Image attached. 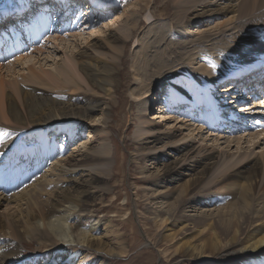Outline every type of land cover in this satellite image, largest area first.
<instances>
[{"label":"bare ground","instance_id":"obj_1","mask_svg":"<svg viewBox=\"0 0 264 264\" xmlns=\"http://www.w3.org/2000/svg\"><path fill=\"white\" fill-rule=\"evenodd\" d=\"M31 1L32 0H23V3L26 2L25 7L27 6V9L29 8V13L34 15L40 14V8H36ZM92 1L94 4L91 3ZM92 1H87V3L88 6L95 7V9L92 7L94 9V15L87 12L83 13L79 9L74 11V15H70L71 11L67 13L59 12V14H57L56 11L54 13H49L50 18H53V22L50 20L49 25H51V22L55 24L57 19H61L62 21L66 19V23L63 25L64 29L62 26L57 32L56 37L52 38V42L45 39L41 45L34 47L27 52V54H21L8 61V63L0 64V120L2 118L8 121L9 118H11L13 124L17 122V124L21 126L30 122V124H35V126L46 125L53 128L51 130L54 131V134L59 135L60 133H66L69 136L67 143L65 144H61L62 142L57 143L53 136L50 138V142L46 140L49 142L48 144L51 145L49 147V153L53 154V162L49 166L51 169L47 168L43 174H40L43 165H45L43 162H46V166L48 167L50 157L45 159V161H42L41 164L40 161L39 163L36 162L30 164L29 162L32 160L34 161L37 158H27L31 156V151H36L35 153L39 152V150L42 149L41 146H43L41 144L29 146V150L27 149L29 154L27 153L26 157H22L20 154L13 156L12 158H9L11 157L9 155L4 156V160L7 161L8 159L7 166L5 167L14 172L19 171L17 177H20V184L24 182L25 186L19 190H17V188L13 193H9L5 192V186L10 185L11 183L8 182L4 187L0 184V264H15L19 262L22 264L23 251L20 248V241L14 240L16 238H14V234L17 236L21 235L18 231L24 232V230H29L34 236L36 233V237L37 234H48L53 241L49 238H47V240L45 239L46 241H48V239L51 241V243H49V241L45 242L42 247L45 252L51 248H56L57 250V248H60L63 243H66L67 246H72V253L75 255V252L79 250L76 249L78 246L86 249V256L81 255L80 252H83L82 248L78 251L79 256L77 257V260L71 259L68 264H85L88 262L89 258H91L90 251L92 246L97 248H106L107 246V242L102 240V238L105 239L104 237L100 236L99 238L91 236L92 232L95 231L96 226L92 225L88 230L82 228L83 215H85V213L89 214L91 212L93 214L96 212V209L94 208L96 192L98 195H103L107 190L106 188L99 187L98 182L104 181V178L106 179L109 176L107 170L114 167L113 162L110 161L111 151L107 145L108 139L106 133L104 129H97L98 124H93L90 125V127H95V131L92 128H88V131L81 133L82 135H86V137H83L87 138L84 139L85 141L83 140L79 145L77 144L76 147L74 146L73 149L69 148V151L68 148L66 149V146H68V141L70 139L71 141H74L75 138L77 139V137H74L76 133L75 130L78 131L80 128H85L87 120L92 121L95 119V114L100 109L99 107H109L115 103L112 94L115 92V82L122 73L119 67L120 62L122 61V52L125 50L126 44L128 43V37L141 27V25L136 22L135 18L137 19L138 14L142 12L144 7L147 9L148 4L152 0H145V2L142 1V3L139 4L140 7L132 8L133 12L130 14H128L129 10L123 11V13L128 14L123 20L121 28L127 39H124L118 34L115 28L112 29L110 26V24L112 26L114 24L118 25L119 22L122 21V14L120 15L117 14V12H114V18L113 20L111 19L110 23L100 25L101 21H98L97 17L104 13V9L111 7L113 9L114 6H111L108 2L106 3V0ZM121 1L125 4L128 0ZM256 1L257 0H222V2H219L218 0H214V2H212L210 0H166L160 5L162 6V11H172L177 17L181 13L186 15V12L197 11V8L200 7V11H197L193 17L195 25L199 24L198 22L204 19L205 16L223 15L226 16L222 21L223 25L225 24L229 26V23L236 24L241 18L246 19V9V13H250V11L254 9L253 6L256 4ZM137 2H140V0H137ZM102 5L104 7H102L98 13V6ZM4 7L5 11L12 10L10 7ZM238 8L240 11L235 14V11ZM243 10H245L244 13ZM260 16H264V11H260ZM235 19L236 22L234 21ZM176 20L180 21L181 18H176ZM154 22L155 21L152 22V20H150L148 24H151L152 26ZM86 23H88V25H85ZM240 27V29L235 30L236 33L234 31L236 37H239L238 40H240L244 34L252 35L249 31L248 25L244 24ZM164 28L166 27L149 30L150 36L147 37L145 35V38L136 45L139 50L136 52V65L133 66L132 74L133 76H136L137 80L133 83L134 87L130 90L129 96H131L132 100L130 101V105L134 108H139L136 110L140 111V109H143L144 111L142 114L138 111L139 114L136 116V120L140 122L136 127L140 128L141 131L139 130L136 135L138 136V139L137 137L135 138L138 140V143L143 144V147L135 149L136 151H134L131 156V162L138 163L139 160L144 162V165L141 166L142 170L147 168V160H152V167H156L157 170L160 169V173L155 174L152 171L155 179L152 183L154 187V195L152 194L151 197L155 199V197L159 195V193L155 194V191H160L156 190L157 187L162 186L168 188L162 195L163 197L170 195L172 192L169 191L170 189L174 190V187L179 190V196H182L175 199V207L177 203L180 207L176 212L175 210H172V213L166 214L164 211L166 208H164L165 205H163L161 209H158L157 207L154 208V211H152L151 215L147 218L153 220L158 225H163V221H170L169 219H171L173 223L177 221V219L180 222L181 218L183 221L190 222V224L196 219L201 221L212 219L213 221L215 219H221V216H226V220L227 217L232 215L231 213H236L235 208H229V206H220L218 208L217 206L211 207L209 205L206 209L203 208V205H206V201H213V199L216 200V198H214L216 196L211 192H208L206 199H204L205 204H202V200L199 201L196 199V195H194L191 200L186 199V194L184 193H186L187 188L189 191L195 189L200 180L205 176V173L217 163L216 160L218 157L223 154H228V151L233 148V145H235L236 150L233 154H238L234 158V163L223 168L217 177L218 179L221 177H223V179H230L227 191L231 192L232 195L234 194V197L240 192L241 194L239 197L243 200L244 205L247 204L245 200L250 195V200L254 199L257 202L263 201L264 203V194L259 195L256 192V178L259 176L258 174L264 170V148L263 146L262 148L259 146L264 141V124L261 126L258 125L256 119L260 113H256L255 109L257 107L254 106L253 103L250 104V106H254L252 108L246 107L245 104H243L240 106V110L250 108L255 112H246L243 114V117H238L240 115L237 114L238 111L233 112L232 110V116L228 117V119H232L231 122L229 121V124H231V128L234 124H237L238 126L236 128L243 127L240 128L243 130H247L250 125L252 130L256 129L255 133L252 134V139L249 138L246 140L239 137L233 140H229V138L226 140L223 138L222 140L225 143L223 147H215L206 144L195 147L194 142L199 136L198 132H202L201 128L203 124H200V121L197 123V117L198 115H201L200 113H202V118H204L206 122L205 127H208V129H212L211 127L214 125L216 127L214 130L219 128L218 131L220 132L223 131L221 128L225 126L215 117L217 109L212 106L213 101L211 100V95L213 93H207L206 91H214L216 92V95L217 93H224L225 96H229L228 94L231 93L232 86L223 89L219 88V86L226 82V78H231V80L236 78H232V76L229 77L231 74H234L235 70H231L234 68L232 66L230 67L229 64L225 65V62H223V66H220L219 60L221 58L219 60L217 58L215 60L213 59L214 54L218 53L221 55L224 49L227 51L230 46L216 44V47L208 49L202 44V42L208 38L215 37V35H217L216 32L211 33L206 31V33H201V35H199L194 41H192V39L185 41L184 39H180L183 34L181 33V35L179 32L178 34L177 32H173L168 38L167 34L169 31ZM229 28H231V26H229ZM233 28L235 29L234 26ZM84 30L85 32L87 31V35L81 36V34H84L82 33ZM227 30L228 28H226V30L223 28L219 31L223 38L225 37L224 34H227ZM91 35L94 36L89 37ZM230 35L233 34L230 33L228 36ZM70 37H74L75 43L74 41L71 42L73 40V38H71L72 40L69 44L71 45L74 43L73 48L77 51L74 52L71 57H66L64 65L60 64L57 72L54 73L44 67H40L39 70L38 67L29 64L28 66H24L22 61H24V58L28 56L29 53H41L42 50L47 48L49 42L54 44L52 45V49L58 51L66 41L69 42L67 38ZM81 37H83L85 41V44L82 46H80L81 43L77 40ZM222 37H220L221 41ZM121 40H123V42L119 46L117 42H121ZM230 40L228 41L230 42ZM244 40H246L245 43H248V36L247 38H244L243 41ZM230 43L231 46H233L232 42ZM259 43L261 44L260 41ZM223 44L226 45L228 43ZM66 45L67 44L64 45V48ZM193 45H195L196 48H200V50L208 52V55L205 58H201L200 56L202 55L193 57L190 54L187 57H184L187 52L189 53V51L194 48ZM100 48H106L113 52L115 51L117 53L116 58L114 60L103 58V53L99 50ZM247 49V47L240 44L239 47L237 46V49L231 47L228 50H230L231 53L237 54L240 57L239 61H242V65H245L247 63L245 57L249 56L247 55ZM234 56L230 55L229 57L235 59ZM263 60L264 59L259 58L256 61L245 65V67H242L237 71V75L239 76L245 71H251L252 68L258 70L259 64ZM228 61L230 62V60ZM18 64L19 76L15 74V69L18 67ZM4 65L8 72L2 71ZM60 75L63 77V80H65L63 83H60L59 81L61 79ZM81 77L84 80L87 79L89 84H91L90 86L93 89V93L87 92L83 93V95L77 94V85H81L80 79L83 80ZM197 77H199L200 80L197 79ZM194 79H196L195 81L197 82H195ZM201 79L203 81H201ZM231 80L228 82L230 83ZM121 84L124 87L127 86L126 82ZM165 84L172 88V91L174 92L171 94L175 93L176 96L172 102H170L169 99L171 94L167 96L170 106L167 104L169 102L165 100V97L159 98L161 101L157 108L150 104L154 109H159L160 111L159 115L154 116V113H150V107L147 106L149 104V97L151 96L150 99L153 98L156 100L157 98L152 96L154 94L152 90L155 88L158 89ZM198 88L202 90L205 89V91L201 92ZM45 89L51 92H46L47 90ZM67 90L69 91L66 92ZM100 92H103L104 96L100 95ZM251 93L256 94L259 93V91L253 90ZM207 95L210 97H207ZM234 96L237 98L235 101L233 99ZM238 97L239 96H236L235 93H233V95L231 93L227 99L224 98L226 99L224 100L225 105L227 104L226 106L229 107L236 105L239 102ZM248 98H251V95H249ZM118 100L120 102V95L118 96ZM214 101L217 102L218 98L214 99ZM237 108L238 107H234V109ZM197 113L199 114L197 115ZM154 117H160L161 119L159 122H156L157 120L154 121ZM247 118H252L251 120L249 119L251 122H246ZM73 120H78V124L74 125L75 123H72ZM168 120L172 122L176 120L181 128L175 123L169 125ZM162 122L164 123L162 124ZM186 122H188V124ZM89 123L91 124V122ZM242 124H245V126H241ZM2 126L3 124L1 123L0 154L5 153L9 148L14 146L13 135H10L9 132L4 135V127ZM184 131H187V133H183ZM38 132L41 134V138L48 139L45 131L42 132L40 129ZM141 134L146 135V137H142L143 135ZM34 136L38 137L39 135L36 134ZM31 138H33V136L30 134V136L28 135V137L26 136L24 139L28 142ZM218 138L220 137H214V141H218ZM198 140L203 141L202 137H198ZM259 148L260 151L253 154L254 150ZM46 154L47 152L43 155L45 156ZM39 159L40 158H38V160ZM23 160H25V163L28 162L31 169L25 168L26 164H23ZM28 172L30 173L29 176L23 174ZM141 178L143 177L141 176ZM241 179H243L242 182ZM28 181L31 183L26 184ZM0 182H2L1 179ZM55 185H59L56 192H54L53 195H51V193L48 194L50 188L53 189ZM3 192L4 195L1 196ZM41 193L44 196H47L46 202H42L38 196ZM162 203H165V200H163ZM167 203L169 205V202ZM191 208L194 209V211H191L192 213L189 210ZM252 210L254 219L260 218L262 220L252 221L247 231L252 229L257 231L261 227L264 228L263 215H259L263 214L264 208L258 207L255 209L253 208ZM233 220L231 221L232 223L229 222V227L234 228L236 220ZM66 225L69 227V231L65 230ZM185 225L188 224L186 223ZM56 226H62L63 232L61 228L55 229ZM179 227L182 228V225ZM174 230L172 233H169L168 236L172 237V234L175 232ZM109 232H111V230ZM256 233L258 236L248 242V247L254 252L257 251L259 247L264 246V233H259V231ZM68 234L72 236V240L67 239ZM197 237L199 236L197 235ZM29 238L32 239V237ZM23 239L26 240V238ZM205 242L207 241H204L203 246ZM214 242L213 248L215 244ZM200 243L196 245H200ZM186 244L187 242L185 245ZM190 246L191 245H189V247ZM218 246H220V243ZM201 248L195 246L193 247V251H201L199 250ZM223 248L225 249L226 246ZM121 252H123V250ZM75 255H73V257ZM239 264H241V262H239ZM260 264H264V259L260 260Z\"/></svg>","mask_w":264,"mask_h":264},{"label":"rangeland","instance_id":"obj_2","mask_svg":"<svg viewBox=\"0 0 264 264\" xmlns=\"http://www.w3.org/2000/svg\"><path fill=\"white\" fill-rule=\"evenodd\" d=\"M107 1H108V4H110L111 6H114V8L112 9L111 7V8L104 9L105 10V11L103 10L104 13L101 16L97 17L98 21H101L100 25L101 24L103 25L105 23H110L111 19L113 20L114 18L113 16L114 12H117V14H120V15L122 14V17H121L122 21H120L118 25L114 24L112 26L110 24V26L112 29L115 28L118 34L121 35L124 39H127L121 29L122 24H123L122 22L125 19L126 15L133 12L132 11L133 7H137V8L140 7L139 4H141L142 1L145 2V0H140V2H137V0H128L127 3L125 4L122 3L121 0H107ZM164 1L166 0H152L148 4L147 9L144 7L142 12L138 14L137 19L135 18L136 22L139 23L141 27L134 34L128 37L127 39L128 43L126 44L125 50L122 52V61L120 62V65H119L122 73H121V76L118 77V80L115 82V85H116V86L114 85L115 92L113 91L114 93L112 94L113 100H115V103L109 107H105V106L99 107L100 109L96 112L95 114L96 116L94 115L95 119H93L92 121L87 120L88 124L85 123V128H80L78 129V131L75 130L76 133L74 137H77V139L75 138L74 141H71L70 139L68 141V146H66V149L68 148V151H69L70 149H73L74 146L76 147L77 144L79 145L80 142H82L84 139H87V138H83L84 136L86 137V135L85 134L82 135L81 133L88 131V128H92L95 131L94 129L95 127H90V125L98 124L97 129L99 130L104 129L106 133V136L108 139L107 145L111 151L110 161L113 162V166H114L113 168L111 169L109 168L107 170L109 172V176L106 179L104 178V181L98 182L99 187L106 188L107 190L103 193V195H98L96 192L95 205H94L96 212H94L93 214L91 212L89 214L85 213V215H83L84 218H83V225H82V228L85 230H88L89 227H91L92 225L96 226V229L95 231L92 232L91 236L99 237V238L101 236V237H104L105 239L107 238L106 240L102 238L104 242H107V246L106 248H103V247L97 248V247L92 246L91 251H90L91 258H89L88 262H86L85 264H239V262H241V264H260V260L264 259V246L259 247V249L254 252L248 247V244H249L248 242L252 241L253 238L258 236L256 233L257 231H259V233H264V228L261 227L257 231L254 229L250 231H247V230L252 221L262 220L260 218L254 219V214L252 213L253 212L252 209L253 208L255 209L258 207L264 208V203L263 201L257 202L254 199L250 200L249 199L251 198V195H250L245 200L247 204L244 205L243 200L239 197L241 194L240 192L237 193L234 197L233 196L234 194L232 195L231 192L227 191L229 188L228 183L230 179H225V178L223 179V177L218 179L217 177L219 176V173H221L223 168H225L231 163H234L233 162L234 158L238 154V153L233 154L234 151L236 150L235 145H233V148L228 151V154H223L218 157V159L216 160L217 163L213 165L212 168H210L205 173V176L200 180L199 184L197 185L195 189H192L191 191H189V189L187 188L186 193L184 194H186L185 198L188 200H191L194 197V195H196L197 196L196 199H198L199 201L202 200L203 202L202 204H205L204 199H206L208 192H211L212 194H214V196H216L214 197L216 198V200L213 199V201H208V202L206 201V205H203V208L206 209V207H209V206L211 207L217 206L218 208L220 206L221 207L229 206V208H235L236 213L235 212L233 213H235L236 215L231 213L232 215L227 217L226 220H225L226 216H221V219H215L213 221L212 219L211 220L206 219V221H201V220L196 219L194 220L195 222L192 221L191 224L190 222L188 223L186 221H183V219L181 218L180 222H181L182 228L179 227L181 225L178 219L174 223L173 221H171V219H169L170 221L164 220L163 225H158L153 220L147 218L149 215H151V212L154 211V208L157 207L158 209H161L163 205H165L164 208L166 209H164V211L166 214L172 213L173 212L172 210H175L176 212L178 209H180V207L178 203L176 204L177 208L175 207V203H176L175 199H177L178 197H181L182 195L179 196V190L174 187V190L170 189L169 192H172L170 195H166L165 197H163L162 195L164 194L165 190L168 188H165L162 186V187H157L156 190H160V191H155V194L159 193V195L155 197L154 199L153 197H151L152 194L154 195V191H153L154 187L152 183L154 182V179H155L154 173L155 174L160 173V169L157 170L156 167H152L153 166V164L151 163L152 160H147L146 162L147 168L142 169V170H141V166L144 165V162H142L141 160H139L138 163L131 162V156H132V153L136 151L135 149L143 147V144L138 143L137 142L138 140H136L135 138L137 137L138 139V136L136 135L138 131L140 130V128L136 127L140 123L136 120L137 118L136 116L139 113L142 114L144 111L143 109L142 110L140 109V111L136 110L139 108H134L133 106L130 105V101L132 100H131V96H129V93H130V90L133 89L134 87L133 83L135 82V80H137L136 76H133L132 74L133 66L136 65V62H135V57L137 55L136 52L139 50L136 47V45L141 40H143V38H145L144 37L145 35L147 37L150 36L149 30L151 29H158L159 27L161 28L166 27L164 29L169 31V33L167 34L168 38L170 37V34H172L173 32H177V34L179 32L180 34L181 33L183 34V35L181 34L182 37L181 38L179 37V38L181 40L184 39L185 41L190 40V39L194 41L195 39L198 38L199 35H201V33H206V31H209L211 33L216 32L217 35H215V37L208 38L207 40L202 42V44H204V46L207 47L208 49H212L213 47H216L215 46L216 44L222 45V46H228V47L230 46L229 48L232 47L233 49L234 48L237 49V46L239 47L241 44L248 48L247 55L249 56L245 57V60L247 61L245 65H248L256 61L259 58L263 59L262 56L264 53V16H260V11H264V0H257L256 4L253 6L254 9H252L250 13L249 12L246 13L247 9L246 11L243 10V13L245 11V14H247V18L239 19L236 24L229 23V26H231V28H229L228 25H225V24L223 25L222 21L226 18V16H223V15L221 16L215 15V16H207V17L205 16L204 19L198 22L199 24L195 25V21L193 20L194 19L193 17H194V14L197 13V11H200L199 10L200 7L197 8L198 9L197 11L186 12V15L184 13H181L177 17L172 11L171 12L162 11V6L160 4H162V2ZM210 1L214 2V0H210ZM218 1L222 2V0H218ZM26 2L23 3V0H18V1L17 0H0V9L2 11L5 8L4 6L10 7L11 9L12 8L17 9L18 7H21L24 4H26ZM93 8L95 9V7ZM124 10H129L128 11L129 13L128 14L123 13ZM239 11L240 9L238 8L235 11V14H237ZM71 13L72 14L70 15H74V11ZM176 18H181V20L180 21L176 20ZM150 20H152V22L155 21L153 23L154 25L152 24L151 26V24L150 25L148 24ZM234 21L236 22V19ZM244 24L248 25L249 31L250 33H252V35L244 34V36H242V38L238 40L239 37H236L235 30L240 29L241 28L240 26H243ZM51 25H53L52 22H51ZM85 25H88V23H86ZM233 26L235 27V29L233 28ZM223 28H225V30L226 28H228V30L226 31L227 34L226 33L224 34L225 36L224 38L219 32ZM57 29H58V26H57ZM63 29H64V26H63ZM57 32L55 34H57ZM82 33L84 34H81V36L87 35V31L85 32V30L82 31ZM230 33L233 35L228 36ZM237 33H240V32H237ZM93 36L94 35H91L89 37H93ZM247 36L249 39L248 41L249 44L245 43L246 40L243 41V39L247 38ZM220 37H222V41L225 39L224 40L225 42L223 41V43H228V44L224 45ZM71 38H73V40ZM47 40L52 42V38H47ZM67 40H69V42L66 41L65 43L67 44L66 47L64 48L65 44L62 45L58 51L57 50L54 51L52 49L53 47L52 45L54 44L49 42L47 45V48L45 50H42L41 53L39 54H37L36 52L29 53L28 56L24 58V61H22L24 63V66H28L29 64V65L38 67L39 70H40V67H44L54 73L57 72V69L59 68L60 64L64 65V61L66 60V57L67 56L71 57V55L77 51L75 48H73V45L75 43L74 37L67 38ZM77 40H79V43H81L80 46L85 44L83 37ZM228 40L232 42L233 46H231V43ZM70 41L71 42L74 41V43L70 45L69 44L71 43ZM259 41L261 42V44L259 43ZM122 42L123 40H121V42L118 41L117 44H119L120 46ZM193 47L194 48L191 49L189 53L187 52V54L184 57H187L190 54L193 57H198L199 55H202L200 57L205 58L208 55V52H205L204 50H200V48H196L195 45H193ZM228 49L227 51L230 54L226 51V49H224L223 51L224 53L222 52L221 55L218 53L214 54L213 59L215 60L217 58L219 60L221 58L219 60L220 66H223L224 65L223 62H225V65L229 64L230 67L232 66L234 68V69H231L232 71L237 70V69H238L237 71H239L240 68L245 67V65H242V61H239L240 57L235 53H231L230 50L232 49L230 50ZM99 50H101V52L103 53L102 55L103 58H108L109 60H114L116 58L117 53L115 51L113 52L106 48H100ZM230 55L232 56L235 55L234 56L235 59L232 57H229ZM228 60H230V62ZM249 67H254V66H249ZM2 71L8 72L5 65ZM18 72H19V64H18V67H16L15 69V74H17V76H19ZM60 78H61L59 80L60 83H63L65 80H63V77L61 75H60ZM197 79L200 80L199 77H197ZM195 80L196 79H194V81ZM201 81L203 80L201 79ZM124 82H126L127 84L126 87H124L121 84V83L124 84ZM80 84L81 85H77V88H78L77 94L83 95V93H87V92L93 93V89L90 86L91 84H89L87 79L86 80L80 79ZM219 88L223 89L221 85L219 86ZM198 89L201 92L205 91V89L202 90L203 87L202 89L200 88ZM68 91L69 90H67L66 92ZM46 92H51V91L47 90ZM152 92H154L152 96H155L157 99L156 100L153 98L150 99L151 97L150 96L149 104L147 106L150 107V111H151L150 113L152 114L154 113V116H157L159 115L160 111L159 109L158 110L154 109L153 106H155V108L159 107L158 105L160 104V101H161V99L159 100V98L165 97V100L167 102H169V99H170V102H172L176 94L175 93L171 94L174 91H172V88L168 86L167 84H165L164 86L163 85L160 86L158 89L155 88L154 90H152ZM206 92L211 93V94L213 93L211 95L212 96L211 100L213 101L212 103L213 108L217 109V113L215 114L217 119L219 117H222L223 114L232 115L231 111L234 108V106L227 107L226 106L227 104L225 105L224 103V100H226L228 97L227 95L225 96L224 93H217L216 95V92L214 91H211V92L206 91ZM99 94L104 96L103 92H100ZM169 94H171V96L169 99H167V96ZM119 95L121 96L120 102L118 100ZM228 95L230 96V94ZM208 96L209 95H207V97ZM217 98H218V101L217 102L214 101V99H217ZM97 99H101V98H97ZM233 99L235 101L237 98L233 97ZM150 104L153 106H151ZM238 106L239 105L237 103L235 107H238ZM240 108L238 109V111L244 112L246 110V109L240 110ZM198 114L199 113H197V115ZM160 119H161L160 117L159 118L154 117V121L157 120L156 122H159ZM249 119L251 120L252 118H249ZM249 119L247 118L246 122L248 121L251 122ZM199 120H197V123L199 122ZM204 120L205 119L200 121L201 122L200 124H203L201 128L202 132H198L199 134L198 137H202L203 141L198 140V137H197L196 141L194 142L195 147L202 146L204 144L212 145L215 147L217 146L223 147L225 145V143L222 140L223 138L226 140L228 138L229 140H233L239 137L240 138L242 137L243 139H246V140L249 138L252 139L253 138L252 134L255 133L256 131V129L252 130V128H249L247 129V131H242V132L238 131L236 132V134L228 135V133H226L223 129H222L223 131H220V132L218 130H214L215 129L214 127L212 129H208V127H205L206 123ZM8 121H10L11 123ZM8 121L1 118L0 124L1 123L3 124L2 127H4L3 129L4 135L7 132H9L10 135H13L14 146L12 148H9V150H7L5 153L0 154V158L2 157L0 159V170H2V167L7 166V162L3 160L4 156L6 155L16 156L20 154L22 155V157H26V154L28 153V150H29L28 149L29 146L31 145L36 146L38 144L43 145L44 148L43 146H41L42 149H40L39 152L37 153H35L36 151L34 152L31 151V154H30L31 156H29L30 158L29 157L27 158L28 159L37 158V159H35L34 161L32 160L29 163L30 164L35 163V162L39 163L40 161V164H41L42 161H45V159H48L50 157L49 163H48L49 165L47 164L48 167L46 166V162H43V164L45 165H43V168L40 174H43V172L47 168L51 169L49 166L53 162L52 161L53 154L49 153V147L51 145L48 143L50 142V138L53 136L57 143L62 142L61 144H65L67 143L69 136L66 133H60L59 135L54 134V131L51 130L53 128L48 127L46 125L35 126V124H30L31 123L30 122L28 124H24V126L23 125L21 126L17 124V122L13 124L12 123L13 121H11V118H9ZM73 122L75 123L74 125L78 124L77 123L78 120H75V121L73 120L72 123ZM89 122H91V124ZM163 123L164 122H162V124ZM174 123L180 126V124L176 122V120H174V122L169 121V125H172ZM186 123L188 124V122ZM179 128H181V126ZM40 129L42 132L45 131L48 139L44 138L45 139L44 140L43 137L41 138V134L38 132ZM27 133L29 136L30 134L33 136V138H31L32 141L31 140L28 142L25 141L26 139L24 138L26 136L28 137ZM183 133H187V131H184ZM36 134H38L40 137L39 136L35 137L34 135ZM142 137H146V135H143ZM214 137H220L221 139L218 138V141H214ZM46 140L49 142H47ZM243 145H246V144H243ZM259 146L261 148L263 146L264 148V141ZM44 149L47 151H45ZM257 151L259 152L260 148L254 150L253 154H255ZM46 152L47 154L44 156L43 154H45ZM33 155L34 156L36 155V156L34 157ZM38 158L40 159L38 160ZM23 174L28 175V176L30 175L29 172L23 173ZM258 175L259 176L256 178V182H257L256 192L259 195H263L264 194V170H262V172ZM141 176L143 178H141ZM242 181L243 179H241V182ZM29 183L31 182L28 181L26 184H29ZM58 186L59 185H55L53 189L50 188V191H48V194L51 193V195H53V193L56 192ZM21 188L22 187L18 188L17 190ZM3 195H4V192L2 193L1 196ZM38 196L40 197L42 202L47 201V196H44L42 193L39 194ZM163 200H165L166 204L162 203ZM167 202H169V205ZM189 210L190 212L194 211V209L192 208ZM259 215H263L262 217L264 218V212L263 214H259ZM233 219L236 220L234 228L228 226L230 225L229 222L232 223L231 221ZM220 220H223V221H220ZM186 223L188 225H185ZM62 226H56L55 229L61 228L63 232ZM65 230L69 231V227L67 225L65 227ZM110 230L111 232H109ZM173 230L175 232L172 234V237L168 236V234L172 233ZM182 232L184 235L182 234ZM18 233L21 235L17 236L16 234H14V238L16 237L19 239H16V238L15 239L12 238V239L20 241V246H21L20 248L23 251L22 252V255H23L22 264H68L71 259L77 260V257L79 256L78 251L82 248H83V252H80L81 255H84V256L87 255L85 253L86 249L84 247H79V246L76 248L79 250L75 252L76 253L75 255L74 253H72L73 247L67 246L66 243H63L62 246H60V248H57V250L56 248H51L45 252L44 249H42L45 242L49 241V243H51V241H53L51 240L48 234H43V235L37 234V237H36V233L34 236V234L32 235L29 230L28 231L24 230V232L18 231ZM197 235L199 237H197ZM38 236H41V237H38ZM29 237H32V239ZM23 238H26V240ZM47 238H49L51 241L49 239L48 241H46ZM67 239L72 240V236L68 234ZM185 241L187 242V244L191 245L190 247L192 248H190L189 245L187 244L185 245L186 243ZM204 241H207V242H205L203 246ZM213 242L215 243L214 248H213ZM199 243L200 245H196ZM206 243H207V246H206ZM219 243H220V246H218ZM195 246L197 247L199 246L200 248L202 247L201 249H199L201 251H198L197 249H196L197 251H193V247ZM224 246H226L225 249L223 248ZM122 250L123 252H121ZM73 255L75 256L73 257ZM15 264H21V263L19 262Z\"/></svg>","mask_w":264,"mask_h":264}]
</instances>
